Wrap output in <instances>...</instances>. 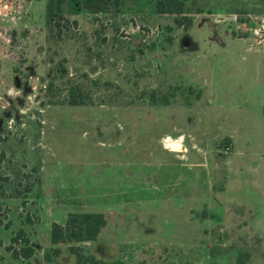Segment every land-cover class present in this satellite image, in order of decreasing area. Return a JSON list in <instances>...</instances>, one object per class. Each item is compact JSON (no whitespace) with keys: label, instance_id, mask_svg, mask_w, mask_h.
I'll list each match as a JSON object with an SVG mask.
<instances>
[{"label":"rangeland","instance_id":"1","mask_svg":"<svg viewBox=\"0 0 264 264\" xmlns=\"http://www.w3.org/2000/svg\"><path fill=\"white\" fill-rule=\"evenodd\" d=\"M190 1L184 29L157 0H69L48 49L38 7L0 0V264H264V0ZM80 213L95 240L52 245Z\"/></svg>","mask_w":264,"mask_h":264},{"label":"trees","instance_id":"2","mask_svg":"<svg viewBox=\"0 0 264 264\" xmlns=\"http://www.w3.org/2000/svg\"><path fill=\"white\" fill-rule=\"evenodd\" d=\"M78 4L82 5H102L109 4L116 0H75ZM69 0H47L45 4L44 12V26L46 31V44L48 49L51 48L53 43L60 41L62 37V31L67 30V20L64 18V8ZM208 8L207 5H197L194 1L190 0H157L155 10L158 14H168L174 16V23L177 27L184 29L189 28L192 25V17L199 15ZM263 12L256 11V13ZM76 25V22H73ZM152 104L165 106L168 101L162 99H152ZM85 101L77 100L76 97H71L68 101L69 105L75 106L79 104H85ZM1 180V178H0ZM1 190V184H0ZM106 225L104 216L100 213H80L70 214L63 226L53 223L50 228V243L57 245L66 242H87L94 241L100 230ZM24 232L19 230L16 235L11 239L12 243H17L19 239H23ZM24 248L12 251V255L17 258L22 256L23 258H30L33 250L29 247V241L23 239ZM53 255L56 257L59 255V249H51ZM70 253L75 256V264H82L83 261H89L92 264H97L93 257H82L75 248L70 249ZM44 260L51 262V256L49 253L44 254ZM109 264H115L114 262Z\"/></svg>","mask_w":264,"mask_h":264},{"label":"crops","instance_id":"3","mask_svg":"<svg viewBox=\"0 0 264 264\" xmlns=\"http://www.w3.org/2000/svg\"><path fill=\"white\" fill-rule=\"evenodd\" d=\"M46 1L47 0H16V4L18 6L17 10H19L21 12L25 21H29V20H31L30 19L32 17L31 13H32V10L34 9L35 6L38 7V9L40 10V13L44 14ZM22 22H24V21L22 20ZM22 25H24V23ZM15 32H16L17 36L20 37L23 34H25L27 31H26L25 27L23 28L22 26H20L18 29L15 30ZM236 40L237 41H243L244 45L247 46L248 50H251V43L255 44V39L251 36L250 37L247 36L245 38H240V39L237 38ZM247 43H249V44H247ZM262 46L264 48V45H262Z\"/></svg>","mask_w":264,"mask_h":264},{"label":"built area","instance_id":"4","mask_svg":"<svg viewBox=\"0 0 264 264\" xmlns=\"http://www.w3.org/2000/svg\"><path fill=\"white\" fill-rule=\"evenodd\" d=\"M260 31H263V32H264V19H263V23H262L260 29H259V30H255V31H253V34H254L255 36H257V35H259V32H260Z\"/></svg>","mask_w":264,"mask_h":264}]
</instances>
